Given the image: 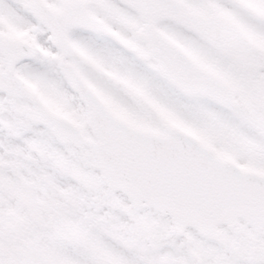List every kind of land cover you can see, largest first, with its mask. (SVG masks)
I'll return each instance as SVG.
<instances>
[{
  "label": "snow or ice",
  "instance_id": "1",
  "mask_svg": "<svg viewBox=\"0 0 264 264\" xmlns=\"http://www.w3.org/2000/svg\"><path fill=\"white\" fill-rule=\"evenodd\" d=\"M0 264H264V0H0Z\"/></svg>",
  "mask_w": 264,
  "mask_h": 264
}]
</instances>
